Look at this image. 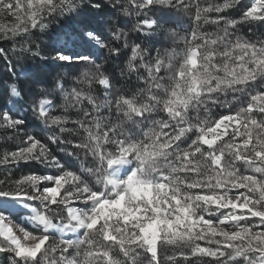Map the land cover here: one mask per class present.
<instances>
[{
	"label": "snow or ice",
	"instance_id": "snow-or-ice-1",
	"mask_svg": "<svg viewBox=\"0 0 264 264\" xmlns=\"http://www.w3.org/2000/svg\"><path fill=\"white\" fill-rule=\"evenodd\" d=\"M237 6L239 19L218 15ZM108 7L123 17L135 12L133 30L142 34L162 28L166 17H186V28L170 30L182 51L130 44L120 16L85 15L102 10L94 0H0L16 20L0 25V40L12 41V52L18 40L64 17L48 33L52 59L58 67H83L76 83L104 90L101 99L66 90L58 76L47 95H63L60 114L51 99L31 102L33 115L52 130L48 140L79 167L30 133L0 155L6 168L36 161L56 169L0 180V253H10L12 264H162L164 250L173 252L165 260L174 264H264V39L235 32L244 22L264 25V0H112ZM105 26L112 44L102 38ZM35 47L24 43L19 51L38 58L22 68L38 81L49 57ZM124 48L131 55L120 76L131 82L135 75L138 89L116 87L119 80L97 63V52L116 59ZM0 56L8 52L0 48ZM11 95L20 96L15 86ZM24 124L11 108L0 113L2 126L19 131ZM16 207L22 216L13 214ZM24 216L31 230H14Z\"/></svg>",
	"mask_w": 264,
	"mask_h": 264
},
{
	"label": "trees",
	"instance_id": "trees-1",
	"mask_svg": "<svg viewBox=\"0 0 264 264\" xmlns=\"http://www.w3.org/2000/svg\"><path fill=\"white\" fill-rule=\"evenodd\" d=\"M94 2H100L102 4V10H86L85 15L89 18L98 19L100 17H111L113 20H117V17L120 16L118 11L114 12V10L108 7L112 0H94ZM211 2L222 3L223 0H211ZM119 3L125 4L127 6L128 0H119ZM249 3L250 0L242 1L243 5H248ZM241 11L242 9L240 6H237L232 9H227L218 15L224 16L228 20L239 19ZM210 15L215 16L217 14L211 13ZM137 19V15L135 12H133L131 17L120 16V19L117 20V23L123 27V30L126 33H128V40L130 44L140 43L142 46L147 45L149 50L160 49L162 53L165 50L171 52L173 48H175L176 51L178 50L179 53L182 51V42H174L170 37V30L176 29L179 31L181 25L186 28L188 26L186 17H177L173 15L172 19L175 21L173 23L167 22L166 17L165 20L161 21V24L163 25L162 28L144 34L133 30ZM64 20V17H56L55 19H51V23H49L48 28L44 31L33 30V35H31L27 41L18 40V50L16 52L11 51L13 44L12 41L0 40V48H4L8 52L7 59L0 56V113H3L11 108L13 112L18 113L25 120V124L21 126L19 131L0 125V155L5 152L17 150V148L22 144L24 134L30 133L35 135L37 139L42 140V142H47L49 148L52 149L53 154L57 155L62 162L69 161L74 167H79L78 161L68 157L66 152H60L57 148V145L52 144L48 140L52 130L46 128L42 122L37 120L30 109V104L33 100L38 101L40 99H51L56 105L54 114H60L61 105L64 103L63 95L58 90L54 91L53 95L51 96L47 95V91L54 85V82L58 76L62 78L61 82L64 83V88L66 90H71L72 87H77L85 91H91V94L97 99H101L103 97L104 90L102 87L93 84L92 88L89 89L85 84L76 83L74 77L80 76V74L85 70L83 67L80 69H77L75 66L71 68L58 67L56 62L52 59V54L48 51L51 44L48 33L59 29L63 25ZM15 23L16 20L14 17H4L0 15V25L11 26ZM67 23L69 22H65V25ZM202 30H207L210 32L216 31L217 26L205 25ZM103 32L104 37L102 38H105L107 43L112 44L113 41L110 35H108L107 26L104 27ZM235 32L237 35L244 38L264 39V25H261L258 22H244L242 24H238L236 26ZM121 42L122 41H116L115 43ZM172 42L176 44L174 45ZM24 43H27V46L32 48L33 51L37 50L35 45H39V50L41 51L42 55H47L49 57L47 72L38 81L30 79L27 75H22L21 73L22 68H27L30 65H35L38 63V58L33 57L31 52L19 51L20 44ZM79 50L86 51L87 46H82ZM107 55L108 54L106 52L102 54L97 52V56L100 57L97 60V63L101 64L104 70L119 80V83L116 84V87L133 89V86H136L138 89L139 87L143 86L139 81L136 80L135 75L131 76V82H129L128 78L120 76L121 70L126 69L128 56L131 55L129 49H122V55L116 59H105L104 57ZM178 58L179 57H177V59ZM9 61H11V64ZM13 86H15L20 92L19 97L13 98L11 95V88ZM213 111L215 112L217 110L214 109ZM219 111L224 110L220 109ZM68 114L72 117V119L79 118L72 109H69ZM68 127L71 128L73 125L69 124ZM87 166H91V164ZM46 171H48L47 167L37 163L36 161H30L27 163L22 162L19 165L8 168L0 166V180H16L23 175L30 173L41 175ZM172 254L173 252L171 250L162 251V264H174V262L165 260V257ZM178 259L180 258L178 257ZM207 260L208 258H193L194 264H207ZM0 264H12L11 254L0 253ZM181 264H188V262L181 261Z\"/></svg>",
	"mask_w": 264,
	"mask_h": 264
},
{
	"label": "rangeland",
	"instance_id": "rangeland-1",
	"mask_svg": "<svg viewBox=\"0 0 264 264\" xmlns=\"http://www.w3.org/2000/svg\"><path fill=\"white\" fill-rule=\"evenodd\" d=\"M242 1H243V0H242ZM0 15H1V16H4V17H13V16H10L8 13H6V12H5L4 10H2V9H0ZM157 15H160V13H157ZM173 41L176 42V43H178V42L175 41V40H173ZM172 43H173V42H172ZM176 43H173V44L175 45ZM176 52L179 53L178 50H177ZM21 73H22V75H25V74H23L22 71H21ZM13 98H16V97L13 96ZM71 159H72V157H71ZM73 159H74V158H73ZM89 164H91V166H92V161H91V159H89V160L86 161V165H89ZM49 169H50V170H49ZM47 170H48V171L44 172V173L41 174V175H44V174H52V173H54V172L56 171V169H53V168H47ZM11 211H12L13 214L16 215V216H22V215H23V212H24L23 209H20V208H18V207H16V208H11ZM28 219H29V218H28L27 216H24L22 219H17V221H16V222L14 223V225H13L14 230L16 229V226H17V225H19L20 227H26L28 230H31V225L27 223ZM17 235L22 236V233H20L19 231H17Z\"/></svg>",
	"mask_w": 264,
	"mask_h": 264
}]
</instances>
